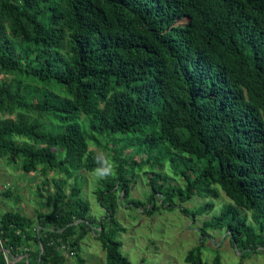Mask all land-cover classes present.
<instances>
[{
    "label": "trees",
    "instance_id": "1",
    "mask_svg": "<svg viewBox=\"0 0 264 264\" xmlns=\"http://www.w3.org/2000/svg\"><path fill=\"white\" fill-rule=\"evenodd\" d=\"M81 118L109 140L152 127L142 141L153 164L158 142L202 162L199 177L183 172L187 188L163 193L152 180L153 194L164 206L203 183L219 186L231 204L204 228L264 252V0H0V158L42 177L104 170ZM118 151L94 233L106 264H131L105 227L115 224L117 193L130 194ZM62 179L33 217L0 216V264L5 249L11 259L27 255L13 264H65L63 245L78 255L94 227L90 205ZM186 261L202 264L194 251Z\"/></svg>",
    "mask_w": 264,
    "mask_h": 264
},
{
    "label": "rangeland",
    "instance_id": "2",
    "mask_svg": "<svg viewBox=\"0 0 264 264\" xmlns=\"http://www.w3.org/2000/svg\"><path fill=\"white\" fill-rule=\"evenodd\" d=\"M59 89L55 92H60ZM81 121L83 128L95 138L89 142V147L105 165L104 170L70 169L68 175L64 173V178L58 172H48L42 177L39 173H24L19 163L0 158V191L10 190L13 193L12 197L0 195V216L5 210H19L33 217L41 201L55 190L54 181L63 178L68 192L72 187L80 189L81 199L90 205L88 219L94 226L83 240L78 255H65V264H106L102 242L94 233V229H100V221L106 215L99 205L98 194L108 190L118 178L119 162L114 157L120 153L118 150H124L121 160L127 159L129 164L124 165L122 176L128 180L130 194L124 198L123 193H117L120 206L115 213L116 225L109 227L110 224H105V227L107 231H116L114 239L121 243L120 252L131 264H189L186 261L189 251H194L202 264H215L216 261L220 264H264V252L248 254L231 240L226 229L204 228L205 222L219 216L231 204L219 186L203 183L194 192L186 193V199L178 197L164 206L161 194H153L152 180L153 185L163 193L170 189L187 188L189 181L183 172L191 179L199 177L204 167L202 162L180 154L165 142H158L151 153L152 159H158V162L153 164L148 162L147 141H142L146 135H155L152 127L139 137L116 136L119 139L123 137L120 141L109 140L91 131L87 120L81 118ZM49 125L54 126L50 122ZM212 188L219 190L218 197L210 193ZM40 193L44 196L41 197ZM152 205L157 209L149 213L147 210ZM240 211L242 215L245 212ZM248 223H251L250 218Z\"/></svg>",
    "mask_w": 264,
    "mask_h": 264
},
{
    "label": "built area",
    "instance_id": "3",
    "mask_svg": "<svg viewBox=\"0 0 264 264\" xmlns=\"http://www.w3.org/2000/svg\"><path fill=\"white\" fill-rule=\"evenodd\" d=\"M1 192V191H0ZM1 243V241H0ZM3 250V249H2ZM61 250L64 254V256H75V252L71 250V248L67 247L66 245H63L61 247ZM4 253H5V257H6V260H7V264H13V263H16L17 261H21L23 259L26 258V261L28 262V257L27 255H20L18 257H12V259L10 258V253L8 250H4Z\"/></svg>",
    "mask_w": 264,
    "mask_h": 264
}]
</instances>
